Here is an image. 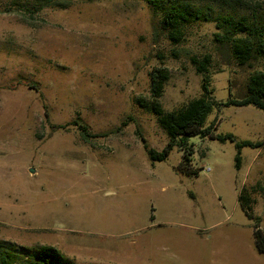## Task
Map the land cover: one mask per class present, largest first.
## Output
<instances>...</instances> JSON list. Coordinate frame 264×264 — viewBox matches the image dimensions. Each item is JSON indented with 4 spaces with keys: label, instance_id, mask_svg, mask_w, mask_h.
<instances>
[{
    "label": "rangeland",
    "instance_id": "1",
    "mask_svg": "<svg viewBox=\"0 0 264 264\" xmlns=\"http://www.w3.org/2000/svg\"><path fill=\"white\" fill-rule=\"evenodd\" d=\"M254 1L264 14V0H0V263L34 264L48 244L60 264H264L252 234L256 219L264 230V191L250 194V216L236 199L264 182V110L227 102L264 66L224 63L212 21L185 24L176 43L159 22L170 3L211 16L248 14ZM203 54L205 88L190 60ZM157 67L168 73L162 111L203 95L211 135L177 137L150 160L135 121L160 150Z\"/></svg>",
    "mask_w": 264,
    "mask_h": 264
},
{
    "label": "trees",
    "instance_id": "2",
    "mask_svg": "<svg viewBox=\"0 0 264 264\" xmlns=\"http://www.w3.org/2000/svg\"><path fill=\"white\" fill-rule=\"evenodd\" d=\"M248 8V14L234 15L217 12L210 16L201 8L188 10L182 4L180 6L176 3H170L161 8L160 28L171 42L176 43L183 38L185 24L195 19L212 21L215 28L212 33V42L224 63L228 62L231 57L239 66H250L252 62L260 59L264 66V14L258 1L248 4ZM190 60L195 65L196 71L202 74L205 73L209 61L208 54H203L199 58L191 55ZM167 76L166 69L162 67L153 68L149 72V91L154 99L153 109L157 115L158 124L167 135V141L160 150L148 145L135 121V133L139 137L146 156L150 160L163 158L177 137L179 138V144L184 146L188 135L195 133L211 135L207 127L200 126L209 104L203 95L194 97L173 110L162 111L157 97L161 93L162 83ZM206 80V75L204 74L202 77V86L204 88L206 87ZM243 88L240 96L229 98L227 102L232 104L249 103L264 110V69L251 72L246 78ZM126 119H132V117L127 115ZM75 121L73 120V122ZM125 123V119H121L118 125L113 127V130L121 129ZM77 125L81 129V135L83 137L86 136V126L84 124ZM225 136L228 135L218 137L224 138ZM257 144L264 150V140ZM189 153L190 147L184 149L182 153L183 161H188ZM238 157V155L235 156V165H238ZM257 190L264 191V182L250 185L248 188L242 186L237 192V202L248 216H250V213L247 210H249L253 200L250 194ZM252 234L255 249L258 252H264V230L258 225V219L254 221ZM1 254L0 261L4 262L5 258ZM33 257L34 264H60L64 261L63 254L57 248L48 244L38 245L33 251Z\"/></svg>",
    "mask_w": 264,
    "mask_h": 264
},
{
    "label": "built area",
    "instance_id": "3",
    "mask_svg": "<svg viewBox=\"0 0 264 264\" xmlns=\"http://www.w3.org/2000/svg\"><path fill=\"white\" fill-rule=\"evenodd\" d=\"M205 170H208V167H205Z\"/></svg>",
    "mask_w": 264,
    "mask_h": 264
},
{
    "label": "water",
    "instance_id": "4",
    "mask_svg": "<svg viewBox=\"0 0 264 264\" xmlns=\"http://www.w3.org/2000/svg\"><path fill=\"white\" fill-rule=\"evenodd\" d=\"M30 171H32V169H30Z\"/></svg>",
    "mask_w": 264,
    "mask_h": 264
},
{
    "label": "crops",
    "instance_id": "5",
    "mask_svg": "<svg viewBox=\"0 0 264 264\" xmlns=\"http://www.w3.org/2000/svg\"><path fill=\"white\" fill-rule=\"evenodd\" d=\"M209 169V168H208Z\"/></svg>",
    "mask_w": 264,
    "mask_h": 264
}]
</instances>
